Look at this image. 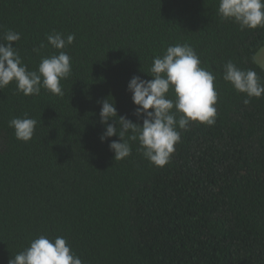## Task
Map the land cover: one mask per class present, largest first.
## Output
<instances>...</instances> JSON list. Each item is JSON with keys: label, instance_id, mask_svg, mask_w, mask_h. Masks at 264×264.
Masks as SVG:
<instances>
[{"label": "trees", "instance_id": "obj_1", "mask_svg": "<svg viewBox=\"0 0 264 264\" xmlns=\"http://www.w3.org/2000/svg\"><path fill=\"white\" fill-rule=\"evenodd\" d=\"M219 0H0V36L11 29L29 70L57 50L53 31L75 35L64 51L72 73L63 96L0 90V264L39 235L63 236L83 264H264V97L238 93L223 65L257 72L264 27L241 30L217 14ZM3 42V41H0ZM41 48L39 54L34 48ZM187 43L215 76L213 126L181 131L170 162L150 163L129 141L115 161L102 143L101 104L140 123L128 83L153 58ZM37 120L31 141L9 121ZM109 123L116 124V120Z\"/></svg>", "mask_w": 264, "mask_h": 264}, {"label": "clouds", "instance_id": "obj_2", "mask_svg": "<svg viewBox=\"0 0 264 264\" xmlns=\"http://www.w3.org/2000/svg\"><path fill=\"white\" fill-rule=\"evenodd\" d=\"M217 14L221 19L238 24L242 31L255 30L264 27V0H219ZM20 39L21 34L11 29L0 36L3 41L0 42V90L14 83L16 90L26 97L38 96L42 89L63 96L61 81L72 73L71 57L64 49L73 44L75 35L65 37L56 31L46 34L47 45L57 51L42 56L36 70H29L15 47ZM44 47L46 45L41 43L34 51L39 54ZM260 55H264V48L253 61L258 62ZM146 74L152 79L134 76L127 86L136 106L133 114L137 120H142V125L118 116L114 99L106 98L98 102L101 104L100 122L105 126L100 140L104 143L111 137H119L109 144L115 161L131 155L129 141L138 142L144 157L154 166L163 168L180 143L182 130H187L193 122L207 126L216 123L215 76L201 65L199 56L187 43L168 46L162 55L153 58ZM223 80L246 95L243 100L246 106L251 98L264 97V84L257 72L241 69L231 60L223 65ZM111 120H116L119 127L109 123ZM36 125L37 120L29 118L27 113L23 118L14 117L9 121L16 139L23 142L32 140ZM8 264H83V261L63 236L39 235L25 249L12 255Z\"/></svg>", "mask_w": 264, "mask_h": 264}, {"label": "rangeland", "instance_id": "obj_3", "mask_svg": "<svg viewBox=\"0 0 264 264\" xmlns=\"http://www.w3.org/2000/svg\"><path fill=\"white\" fill-rule=\"evenodd\" d=\"M264 48V47H263ZM259 65H264V55H260L258 57V62Z\"/></svg>", "mask_w": 264, "mask_h": 264}]
</instances>
